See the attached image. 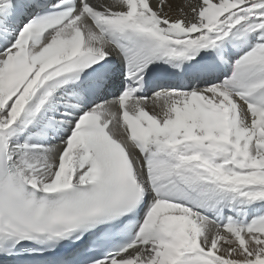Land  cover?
<instances>
[{"label":"snow or ice","instance_id":"1","mask_svg":"<svg viewBox=\"0 0 264 264\" xmlns=\"http://www.w3.org/2000/svg\"><path fill=\"white\" fill-rule=\"evenodd\" d=\"M0 264H264V0H0Z\"/></svg>","mask_w":264,"mask_h":264}]
</instances>
